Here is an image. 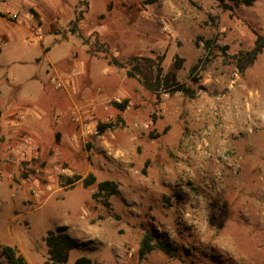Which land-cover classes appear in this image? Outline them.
<instances>
[{"label":"rangeland","instance_id":"1","mask_svg":"<svg viewBox=\"0 0 264 264\" xmlns=\"http://www.w3.org/2000/svg\"><path fill=\"white\" fill-rule=\"evenodd\" d=\"M244 1L96 0L90 11L87 0L63 1L70 13L57 34L84 38L89 53L108 52L121 62L159 56L164 73H175L194 93H183L178 110L168 105L162 111L161 91L152 92L149 110L126 104L127 119L111 115L119 111L115 102L128 100L121 97L102 103L93 91L88 117L69 110L66 95L61 105L52 101L72 93L78 73L75 68L66 76V89L49 82L44 47L51 45L52 63L79 62L83 73L85 53L75 38L47 34L43 40L39 18L28 37L7 34V44L0 37V264H8L4 246L16 248L28 264H43L49 231L77 242L67 264L82 257L93 264H264V51L239 67L241 53L264 37V0ZM27 15L33 16L30 9ZM92 22L101 24L100 32ZM33 34L42 41L33 44ZM114 70L101 59L87 66L95 81ZM118 70L120 77L125 71ZM37 109L42 144L32 131ZM50 115L54 124L68 119L76 135L66 138L50 125ZM98 124L113 128L104 135ZM118 133L127 137L125 147L116 143ZM89 174L96 177L90 187L65 185L66 178ZM106 180L117 184L116 195L98 193L97 183ZM147 231L159 234L171 255L156 247L141 259Z\"/></svg>","mask_w":264,"mask_h":264},{"label":"crops","instance_id":"2","mask_svg":"<svg viewBox=\"0 0 264 264\" xmlns=\"http://www.w3.org/2000/svg\"><path fill=\"white\" fill-rule=\"evenodd\" d=\"M63 1L65 2L66 0H0V37L5 39V42H8L7 34H10L11 36H19L20 33H23L24 37H28L32 33L35 32L36 30V23L37 19L39 18L41 21L42 26L40 27L41 30L44 32V39L47 34H54L56 36H61L56 33L57 30H55L58 26H63L65 25L69 13H70V8L62 6L61 4H64ZM89 2V5L87 3V7H89V11L91 10L90 4L96 0H87ZM2 8V9H1ZM30 9L33 16L31 17L30 15H27V10ZM89 11L88 14L89 15ZM75 16V15H74ZM97 16V15H96ZM37 18V19H36ZM94 17H90L89 19L92 20ZM70 21V20H69ZM92 25H95L94 31L100 32V26L101 24L92 22ZM36 26V27H35ZM81 29L86 28V30H91L90 26L86 24H81ZM88 30V31H89ZM26 34V36H25ZM73 35V34H72ZM72 35L67 36V37H62L63 40H72V38H75L74 41H76L78 44L82 45L84 42V38L79 39V41L76 39V37H73ZM26 39V38H25ZM72 40V42H74ZM6 42V44H7ZM44 42V41H43ZM85 45H82V50L85 53V65L83 67V73H82V68L79 70L77 66L79 65V62L75 63L74 67H69L67 66L66 68L64 67H59L57 64H54L50 61L49 57V52L51 50V45H46L44 47V53L47 57L48 64H49V82L50 79L54 75H58L61 79H65L67 75L70 74V71L72 69H75L77 71V76H75L73 80V89L72 93L70 94L69 91L62 92L59 94H56V99H52V101L55 102V104L61 105L63 102L62 98L66 95L68 96L69 103L71 104V107L69 110H72L74 113L75 111L79 112L82 111L83 114L87 116V106L89 102L92 99L93 96V91L97 92L98 97L100 98L101 102L103 103L104 100L109 99L111 97H121L123 99H128L125 100L126 104L132 105L134 108H146L149 110L150 106H152L155 102L153 99V95L151 94L152 92L148 91L147 89L144 88L143 84L140 82L139 79L137 78H130L127 75V69H122L123 74H120L121 76H115L117 74L118 67L115 65L109 64L108 60L105 57H101L99 55H95L92 53H89L87 49L84 47ZM76 48H79L78 45ZM77 51L78 49H74V51ZM92 54V55H91ZM78 54H72L71 58L77 60ZM101 59L105 64H107L109 67H113L114 70L113 72H109V74L112 75L111 78H109V74L104 75L101 79L93 80V77L90 73H87V66L90 63V59ZM121 69V68H119ZM79 70V71H78ZM137 80L138 85H140V88L134 89L132 86L131 80ZM86 82V84L84 83ZM126 84V85H125ZM178 92L175 93V96H171L169 93H166L164 91H161L160 93L164 97L162 99V102H160L158 108L162 111L167 110V106L171 105V107L175 106L176 110H178L180 106V101L185 100L184 97V92H180V90H177ZM191 93L193 91L190 89ZM106 92L109 94H106ZM111 93V94H110ZM184 93V94H183ZM112 95V96H111ZM186 95V94H185ZM200 94L196 93L195 96H199ZM79 96L80 101L77 102L76 98ZM176 96H182V98H176ZM169 98L171 100H169ZM213 98H217L216 96H213ZM199 102L202 106H206L205 102H202V100L199 99ZM117 103V102H115ZM119 104V103H117ZM199 104V103H198ZM193 104L189 103L188 107H192ZM198 106V105H197ZM200 106V105H199ZM116 108L119 110L117 113L113 112L111 113L112 116H119L123 117L124 119L129 118L131 115L127 110L120 109L118 106ZM204 107L200 108L201 111H203ZM44 110V109H42ZM135 110V109H134ZM145 110V109H143ZM39 115H37V122L32 126V131L37 138L38 142H43V138L45 137V133H42L40 129H38L41 125V122L43 121V118H41V110L37 109ZM98 112L102 113L103 108H99ZM54 118V117H53ZM52 116L50 115V125L51 123L54 124ZM133 118V117H132ZM55 127L59 129L60 131L66 132V138L67 134H70L73 136L76 135L75 131H73L72 124L68 119H62L56 122ZM113 127H108L104 133V135H108L109 130ZM73 136H71L73 138ZM77 136H79V133H77ZM116 139V143L121 146L125 147L127 143V137L123 135L122 133H118L116 136L114 135ZM68 144L72 145L71 142ZM69 145V146H70ZM73 150L74 148L70 146ZM70 154V153H69ZM71 158L73 156L71 155ZM83 178V177H82ZM66 233V232H65ZM70 235L69 233H67ZM71 236V235H70ZM74 239V238H73Z\"/></svg>","mask_w":264,"mask_h":264},{"label":"trees","instance_id":"3","mask_svg":"<svg viewBox=\"0 0 264 264\" xmlns=\"http://www.w3.org/2000/svg\"><path fill=\"white\" fill-rule=\"evenodd\" d=\"M221 5H224L225 0H217ZM233 2H239V0H231ZM257 0H245V3ZM209 47V44H207ZM2 49L0 48V53ZM264 51V37H258L256 47L250 51L241 53L239 56V64L241 70L245 69L254 63L256 57ZM105 58L109 64L115 65L121 69H127V75L130 78H137L143 84L144 88L153 92L158 93L159 91H171V90H182L186 95L191 93L190 89L185 88L183 85L177 82L175 73H164L161 65L162 58L156 57H144L134 56L126 62H121L117 57L112 56L107 52ZM177 69H180L181 62L175 61ZM197 65L191 70V74L195 72ZM120 109L126 107V102L123 104H117ZM112 124H98V130L102 134ZM85 187H90L96 184V177L93 174H89L87 177L82 178L81 176L75 175L73 177L66 178L65 185L73 186L76 183H80ZM98 193H106L109 196L116 195L118 193V186L113 181H101L97 183ZM97 195V194H95ZM46 246L48 248V257L43 264H67L70 257V252L78 245L77 242L67 233L49 231L46 239ZM159 248L167 255H171V248L160 239L159 234L153 231H147L142 238L138 255L141 259H144L150 252L155 248ZM2 257L8 264H28L25 258L19 254L18 250L11 246L2 247ZM76 264H93L92 260L86 257H82L76 261Z\"/></svg>","mask_w":264,"mask_h":264},{"label":"built area","instance_id":"4","mask_svg":"<svg viewBox=\"0 0 264 264\" xmlns=\"http://www.w3.org/2000/svg\"><path fill=\"white\" fill-rule=\"evenodd\" d=\"M33 37L36 38L35 41H31L33 44L37 43L38 41H42V35L41 34H33ZM0 43H3V40L0 39ZM52 82L53 84L57 87V88H64L66 89L67 87V82L64 79H61L58 75H55L54 77H52Z\"/></svg>","mask_w":264,"mask_h":264}]
</instances>
